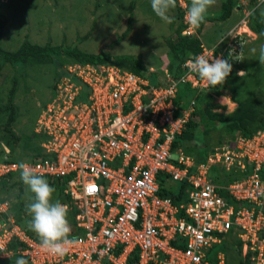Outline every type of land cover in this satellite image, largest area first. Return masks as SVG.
Instances as JSON below:
<instances>
[{
    "label": "built area",
    "instance_id": "obj_1",
    "mask_svg": "<svg viewBox=\"0 0 264 264\" xmlns=\"http://www.w3.org/2000/svg\"><path fill=\"white\" fill-rule=\"evenodd\" d=\"M177 2L184 11L182 35L191 36L186 2ZM223 40L225 45L219 41L211 48L201 44L197 56L223 58L233 51L231 41ZM195 57L178 76L166 73L155 86L110 63L62 67L36 122L45 157L16 161L3 146L0 182L20 172L22 162L59 182L67 198L61 203L73 216L69 238L76 243L62 257L46 252L40 239L15 223L8 203L0 202V246L11 257L23 256L29 264H213L209 250L230 233L244 256L249 252L264 264V129L251 137L235 134L204 161L173 147L194 119L196 96L209 88L190 71ZM185 88L195 96L183 98ZM216 168L241 177L218 183ZM159 175L183 184L186 202L176 206L161 198ZM93 186L98 190L89 194ZM1 259L9 258L0 253ZM214 259L228 264L223 251Z\"/></svg>",
    "mask_w": 264,
    "mask_h": 264
},
{
    "label": "rangeland",
    "instance_id": "obj_2",
    "mask_svg": "<svg viewBox=\"0 0 264 264\" xmlns=\"http://www.w3.org/2000/svg\"><path fill=\"white\" fill-rule=\"evenodd\" d=\"M223 1L216 0L208 9L207 16L218 15ZM131 2L132 0H0V12L7 17L1 47L7 52H14L27 39L34 45L76 48L87 54L106 52L112 57L132 56L143 64L144 74L151 72L156 78L163 77L164 80L166 73H172L175 67L166 38H173L175 31L181 28L182 23L177 19L178 2L170 12L174 17L173 23L167 24L154 14L150 6L151 0H135L132 31L121 40ZM185 2L186 6L190 4V0ZM233 4L229 19L205 23L199 35L201 44L206 47H214L219 41H223L225 45L227 41L223 39H228L234 55L231 76L223 85L225 89L219 94L211 88L206 91V104L212 107L211 113L215 119H222L232 115L240 103L250 98L257 103L261 112L263 130L264 65L260 64L259 50L264 45V39L253 33L248 25L245 26L243 20L246 17L249 19L250 13L258 8V14L264 21V3L261 0H233ZM192 36H196V33ZM253 48L256 49L255 53L252 52ZM187 55L190 53L187 52ZM70 61V58L62 54L45 58L37 64L10 65L0 60V156L3 146L10 148L11 158L18 156L30 159L36 155L39 145L34 138L37 119L53 95L58 69ZM240 71L245 74L238 76ZM152 75L148 78L152 81L150 85L155 86L157 80ZM12 109L15 121L11 130L7 131L3 127ZM193 120L199 126V119L194 117ZM220 122L212 128L205 125L208 131L202 130L200 126L187 130L192 136L189 141L183 140L185 153L204 158L207 152L230 140L232 135L226 132ZM15 179L0 182V202L8 203L9 215L13 219L20 218L21 225L29 228L31 216L26 211V205L33 202L34 194L24 183L22 191H19L18 186L12 185ZM51 182L53 184L50 186L55 189L52 199L59 200L60 187L54 181ZM171 185L177 187L176 182ZM67 219L71 226L72 211L69 209ZM233 242L231 240L230 244L223 247L227 263L246 264L243 247L239 251L238 243ZM216 248L214 247L212 254L221 250ZM252 257L251 254L249 263L256 264L257 261H252Z\"/></svg>",
    "mask_w": 264,
    "mask_h": 264
},
{
    "label": "trees",
    "instance_id": "obj_3",
    "mask_svg": "<svg viewBox=\"0 0 264 264\" xmlns=\"http://www.w3.org/2000/svg\"><path fill=\"white\" fill-rule=\"evenodd\" d=\"M134 5H135V0H132L129 6L130 12H129V17L127 19L126 29L123 32V34L120 36L121 40L126 38L129 35V33L132 31V27L134 24V17H133ZM233 7H234L233 0H224L221 4V9H220L219 14L216 16H207L206 21L201 24L199 29L195 30L196 36L182 35L183 30L186 28V25L183 23L184 11L180 7L177 8V19H179L182 23L181 28L175 31V36L173 38L172 37L166 38V45L169 50L170 56L173 60V63L175 65L174 71L172 73H168L169 75L174 76V77L178 76L179 73H181L183 64L189 58V56L192 55L195 57L201 52V42L199 40V35H200L201 29L204 26V24L211 23V22L226 21L227 19L230 18ZM254 10L255 11H252L249 15V19L247 22L248 28L253 33L259 35L261 39H264V21L260 18L258 14V8H255ZM6 23H7V17L2 12H0V60L5 64H10V65H15V64H19V65L25 64L26 65L29 63L37 64V63H41L45 58H51L52 56H55V55L57 56V55L62 54L71 59L70 63L79 62V63H90L93 65L110 63L120 68H125L127 70H130L133 73L141 75L145 78H148L152 75L150 73L144 74L143 71L145 70V68L143 64L138 62V60L132 56L112 57L106 52H101L99 54H87V53L79 51L76 48H66L65 49L63 47H51L49 44H46L45 46H38V45L31 44L27 39L24 40V42L22 43V45L19 47L18 50L14 52H7L3 50L1 47L2 33L5 28ZM187 52L190 53L189 56L187 55ZM233 56L234 55L229 57V53H224L223 58L226 60H229V62L231 63L233 61ZM62 75H63V71H62V67H60L56 75L57 81ZM229 76H231V73ZM153 77L154 79L156 78L155 76ZM155 80H158V78H156ZM57 81L55 82V85ZM223 85L216 86L215 88L209 86L208 90L211 88L214 90V92L219 94L221 90L225 89V86ZM194 94L195 93L193 91L186 89V92L183 93L182 97L187 98L188 96L190 97L195 96ZM207 97H208V94H205V93H199L196 96L195 111L193 113V117L195 118L197 117L199 119V126L203 128L202 130L208 131L205 125L206 126L209 125L210 128H212L218 123V121H221L220 123L223 124L226 132L230 136L232 135V137L236 133L244 137H251L257 131L262 129L263 122L261 118V112L257 108V103L253 101L252 99L249 98L243 101L242 103H240L239 108L235 110V112L232 115L226 118H222V119L216 118L217 119L216 120L213 114L211 113L212 107L206 104ZM14 121H15V116H14V112L12 109L11 113L8 116L7 122L3 128L7 131H10ZM199 126L198 124L195 123L193 119H190V121L186 124V129L182 132L181 135L177 136L175 142L173 143V147L180 146L181 148H183V144H184L183 140L189 141L188 139H190V136H192V133L190 132L187 133L186 131L196 129ZM34 138L37 139L38 142H40L41 138L39 136L34 135ZM35 153H36V156L38 155L41 157H45L39 145H38V151ZM194 157L198 161H204V158H199L197 156H194ZM13 159H15L16 161H21L24 159V157L16 156ZM214 170H215L214 172H217V176L215 180L218 183L226 184L232 179H237L241 177L237 173L226 172L220 168H216ZM262 173L264 174L263 171ZM11 178H16L14 182L12 183V185L18 186L19 191H22L23 182L20 178V172L11 173L6 178H4L2 181L10 180ZM45 179L48 181L49 184H53L50 178L46 177ZM158 182L160 186L159 196L161 198L171 199L172 204L176 206L180 205L181 203L186 202V194L184 193L185 186L183 184L177 183V187H173L171 185L173 181H171L170 179H166V176H162V175L158 176ZM55 184L57 185L58 188L60 187L59 182H56ZM60 188L58 190L59 191L58 192L59 201L63 202V201H66L67 198L63 196ZM228 202L234 205L235 207H238L240 204V203H236L234 200H231V199L228 200ZM3 218L7 219L5 215H3ZM19 219L20 218L14 219L15 223L19 224L29 236L39 239L38 236H35L32 230H30L27 227H23ZM72 224H73V216H72L71 226ZM230 243H231V238H230V233H228L224 235L223 243L215 247H217L216 249L220 248L221 249L220 251H223V247L225 246V244H230ZM237 245L240 251L241 246H242L241 242H238ZM14 247L15 246L11 244L9 245L8 249H13ZM213 249L209 250V255L207 256V260H209L213 264H216V260L214 259V253L212 254ZM250 255L251 253L248 252V254L246 255V258H244V262L246 264H250L249 263ZM17 257L19 256L18 255L13 256L11 257V259L10 258L1 259L0 263L2 262L4 264H14Z\"/></svg>",
    "mask_w": 264,
    "mask_h": 264
},
{
    "label": "clouds",
    "instance_id": "obj_4",
    "mask_svg": "<svg viewBox=\"0 0 264 264\" xmlns=\"http://www.w3.org/2000/svg\"><path fill=\"white\" fill-rule=\"evenodd\" d=\"M215 3L216 0H190L185 14V20L190 30L195 31L200 28L201 24L206 21L208 9ZM261 3H264V0H261ZM150 6L154 14L163 22L173 23L174 17L170 15V12L176 8L177 0H151ZM259 51L260 64L264 65V45H261ZM252 52L255 53L256 49L253 48ZM231 56L232 52H229V57ZM189 68L191 72L198 75L202 81L213 88L223 85L232 72V64L229 60L206 55L196 56L189 61ZM244 74V71L237 73L238 76ZM16 167L20 171L22 182L34 194L33 202L26 205V211L31 216L28 221L30 230L39 237L43 250L62 257L67 253L69 247L76 243L74 239L69 238L72 229L67 219V206L59 200L53 201L54 187L50 186L45 178L37 174L33 167L23 162ZM94 188L95 190H86L89 194H95L98 189L95 186ZM0 253L11 259L3 246H0ZM15 264H29V261L23 256H19L16 258Z\"/></svg>",
    "mask_w": 264,
    "mask_h": 264
},
{
    "label": "crops",
    "instance_id": "obj_5",
    "mask_svg": "<svg viewBox=\"0 0 264 264\" xmlns=\"http://www.w3.org/2000/svg\"><path fill=\"white\" fill-rule=\"evenodd\" d=\"M152 76H154V75H152ZM162 79H163V77H162ZM161 79V77H160V79H158L157 81H160V80H162ZM238 134V133H237ZM213 150H211V151H209V152H205L206 153V156L204 157V160H205V158L207 157V156H209L210 154H211V152H212Z\"/></svg>",
    "mask_w": 264,
    "mask_h": 264
},
{
    "label": "snow or ice",
    "instance_id": "obj_6",
    "mask_svg": "<svg viewBox=\"0 0 264 264\" xmlns=\"http://www.w3.org/2000/svg\"><path fill=\"white\" fill-rule=\"evenodd\" d=\"M90 190H95L94 186L92 188H90Z\"/></svg>",
    "mask_w": 264,
    "mask_h": 264
}]
</instances>
